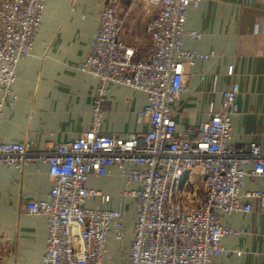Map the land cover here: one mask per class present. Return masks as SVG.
Masks as SVG:
<instances>
[{"label":"built area","instance_id":"built-area-1","mask_svg":"<svg viewBox=\"0 0 264 264\" xmlns=\"http://www.w3.org/2000/svg\"><path fill=\"white\" fill-rule=\"evenodd\" d=\"M45 1L0 0V119L7 97L15 98L17 65L29 54ZM200 1L146 0L155 10L145 24L150 46L137 56L121 37L120 0H104L90 49L77 65L97 79L89 129L43 149L0 140V164L16 170L31 161L48 165L52 185L46 198L26 203L28 213L46 219L41 264H104L106 240L121 237L124 213L119 207H87V197L100 193L86 181L113 167L127 184L137 185L128 191L135 221L125 264H220L217 258L227 253L221 239L241 229L222 225L219 215L248 211L253 200L264 210V189L242 192L246 176L264 180V141L245 148L229 142L231 116L238 111L237 86L221 91L219 107L210 103L200 125L178 131L172 117L185 64L212 55L183 48L187 9ZM111 83L146 94L137 118L148 123L147 131L130 137L101 133V104ZM194 168L203 182L199 202L197 185L190 180Z\"/></svg>","mask_w":264,"mask_h":264},{"label":"crops","instance_id":"crops-1","mask_svg":"<svg viewBox=\"0 0 264 264\" xmlns=\"http://www.w3.org/2000/svg\"><path fill=\"white\" fill-rule=\"evenodd\" d=\"M103 1H45L29 54L17 65L15 98L7 97L2 106L0 140L43 149L89 129L97 79L77 65L90 49ZM120 11L121 37L137 56L145 54L150 46L145 24L154 8L146 0H120ZM184 30L185 50L212 55L184 66V87L173 102L177 130L205 122L209 104L218 108L221 91L236 85L238 111L231 116L229 142L245 148L264 141V0H201L188 7ZM145 101L142 90L111 83L101 104V133L130 137L147 131L148 123L137 118ZM190 180L203 183L198 168ZM51 185L43 161H31L21 170L0 164V264H41L46 219L28 213L26 203L45 199ZM86 186L100 193L87 197V207L123 210L121 237L107 238L103 263L125 264L135 221L134 197L128 191L137 185L127 184L113 167L108 174L90 175ZM253 189H264V180L246 176L242 192ZM251 202L248 211L219 215L222 225L241 229L221 239L227 253L217 258L220 264H264V210Z\"/></svg>","mask_w":264,"mask_h":264},{"label":"rangeland","instance_id":"rangeland-1","mask_svg":"<svg viewBox=\"0 0 264 264\" xmlns=\"http://www.w3.org/2000/svg\"><path fill=\"white\" fill-rule=\"evenodd\" d=\"M204 196V191H203V186L202 183L199 182L197 183V190H196V200L199 202L200 200H202Z\"/></svg>","mask_w":264,"mask_h":264}]
</instances>
